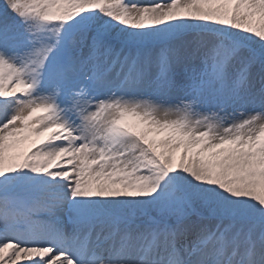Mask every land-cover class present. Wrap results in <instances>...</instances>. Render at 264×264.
Returning <instances> with one entry per match:
<instances>
[{
	"label": "snow or ice",
	"instance_id": "snow-or-ice-1",
	"mask_svg": "<svg viewBox=\"0 0 264 264\" xmlns=\"http://www.w3.org/2000/svg\"><path fill=\"white\" fill-rule=\"evenodd\" d=\"M0 264H264V0H2Z\"/></svg>",
	"mask_w": 264,
	"mask_h": 264
},
{
	"label": "rangeland",
	"instance_id": "rangeland-1",
	"mask_svg": "<svg viewBox=\"0 0 264 264\" xmlns=\"http://www.w3.org/2000/svg\"><path fill=\"white\" fill-rule=\"evenodd\" d=\"M0 2H2V0H0Z\"/></svg>",
	"mask_w": 264,
	"mask_h": 264
}]
</instances>
